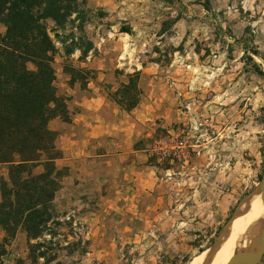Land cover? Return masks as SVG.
<instances>
[{"label":"rangeland","instance_id":"374dc122","mask_svg":"<svg viewBox=\"0 0 264 264\" xmlns=\"http://www.w3.org/2000/svg\"><path fill=\"white\" fill-rule=\"evenodd\" d=\"M84 7L94 51L84 63L76 52L65 61L56 43L52 64L68 115L47 124L60 153L55 166L66 170L52 205L84 225L86 241L83 254L60 261L187 264L217 245L262 180L264 0H85ZM64 64L94 74L74 103L80 87L72 89ZM134 72L142 95L124 113L105 93ZM89 97L104 100L91 114L81 106ZM90 124L100 130L92 137ZM4 249L0 264H29L21 230Z\"/></svg>","mask_w":264,"mask_h":264},{"label":"trees","instance_id":"16d2710c","mask_svg":"<svg viewBox=\"0 0 264 264\" xmlns=\"http://www.w3.org/2000/svg\"><path fill=\"white\" fill-rule=\"evenodd\" d=\"M84 1L0 0V165L7 169L6 182L0 181V257L18 229L29 264H62L60 257L84 253V225L53 209L66 170L55 166L60 153L47 127L55 118L68 121L64 101L53 87L55 44L65 61L76 52L77 62L84 63L94 51L83 31ZM62 73L82 90L94 80L93 71L84 67L64 64ZM125 78L105 95L130 113L142 94L137 72Z\"/></svg>","mask_w":264,"mask_h":264},{"label":"bare ground","instance_id":"6f19581e","mask_svg":"<svg viewBox=\"0 0 264 264\" xmlns=\"http://www.w3.org/2000/svg\"><path fill=\"white\" fill-rule=\"evenodd\" d=\"M258 191L241 201L237 215L224 227L215 247L193 257L187 264H224L237 250L241 249L255 234L260 219ZM242 220L243 225L237 226Z\"/></svg>","mask_w":264,"mask_h":264},{"label":"water","instance_id":"95a60500","mask_svg":"<svg viewBox=\"0 0 264 264\" xmlns=\"http://www.w3.org/2000/svg\"><path fill=\"white\" fill-rule=\"evenodd\" d=\"M260 176L262 180L260 185L258 186L257 191L259 193L258 201H259L261 214L256 232L247 241V243L241 249L235 251L226 260L224 264H258L261 258L264 256V162L263 161L261 164Z\"/></svg>","mask_w":264,"mask_h":264},{"label":"crops","instance_id":"0c3cea01","mask_svg":"<svg viewBox=\"0 0 264 264\" xmlns=\"http://www.w3.org/2000/svg\"><path fill=\"white\" fill-rule=\"evenodd\" d=\"M72 87H73L72 89L75 90V84H74V83L72 84ZM77 91H78V90H77ZM85 93H87L86 90H80V89H79V93L74 92V93L72 94V99L70 100V103H74V102H75V99H76V98H79L78 95H81V97H82V95L85 94ZM87 95H88V94H87ZM75 96H76V97H75ZM82 100H83V99H82ZM96 100H98V101L100 102V105H103L104 100H103L102 98H100V99H94V98L89 97L88 100L82 102L81 106H82L83 109H87V110H89V111H90L89 114H91V113L97 111L98 108H96V107H99V104H97L98 102H97ZM105 101H106V100H105ZM112 104H113V103H112ZM104 105H105V104H104ZM113 105H114V104H113ZM76 116H77V115H76ZM78 119H80V118H78ZM78 119H75V120H73V121L71 120V122L68 123V124H66V126H72L73 123H78ZM91 126H92V124H90V130H91V132L88 134L89 137H92V136H93L92 133H94V131H92V130H95V129H96V128H93V129H92ZM97 129L99 130V127H97ZM97 129H96V130H97ZM99 131H100V130H99ZM102 131H103V130H102Z\"/></svg>","mask_w":264,"mask_h":264}]
</instances>
